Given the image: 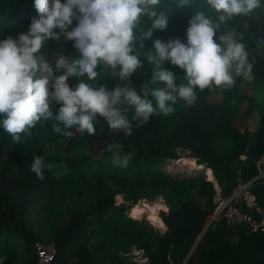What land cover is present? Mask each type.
Here are the masks:
<instances>
[{"label":"trees","instance_id":"trees-1","mask_svg":"<svg viewBox=\"0 0 264 264\" xmlns=\"http://www.w3.org/2000/svg\"><path fill=\"white\" fill-rule=\"evenodd\" d=\"M180 3L181 0H160L156 6L158 11L170 16L169 25L167 30H157L151 39L144 41V49H140L143 63L127 81L130 87L140 91L142 85L151 81L155 65L147 56L149 50L155 53V39L180 38L186 42V30L196 11L215 14L207 9L205 0H188L182 7ZM37 15L34 0H0V38L25 30ZM76 24L77 20H73L69 30ZM149 27L151 20L145 16L137 24L136 35ZM230 29H235L245 43L253 65L252 77L264 82V42L260 40L264 38V4L249 16L235 17L228 22L224 30ZM219 34L214 37L217 42ZM59 49H68L70 58L77 54L73 42L64 41L61 36L59 40L46 41L41 55L48 60ZM164 67L182 80L184 69L170 62ZM98 71V86L107 85L112 89L122 83L112 69L100 67ZM245 80L236 77L235 83L227 88H197L193 104L178 100L173 112L157 111L148 121L134 119V110L129 108L130 135L122 129L110 128L98 117L95 127L102 128L100 137L105 144L97 152L86 151L93 134L85 131L73 135L65 154L50 153L48 143L58 140L52 130L55 121L51 120L37 122L30 129V135L20 134V141L0 129V258L3 264H38L34 247L37 240L57 243L56 264H72V261L99 264L100 255L111 264H133L123 255L133 247L144 251L148 264H183L218 207L217 190L205 175L174 176L163 171L162 165L167 159L180 158L177 148H185L197 163L208 166L228 196L239 181H250L259 174L258 161L264 157V101L243 89ZM76 82L79 81L75 77L67 80L70 87ZM164 86L163 81L150 84L152 88ZM243 102H247L248 115L252 111L259 113L255 130H240L235 124ZM58 107L55 104L53 114ZM56 126L62 128V125ZM110 145L118 147L110 148ZM116 151L121 156L132 154L126 166L114 162ZM34 156L42 157L48 166L40 176L32 171ZM238 161L242 162L240 169L235 165ZM120 193L128 194L135 204L141 198L163 196L169 211L161 212L160 216L167 231L162 233L152 222L128 215L126 206L116 203L115 196ZM248 194L264 208L263 182L255 181ZM38 207L46 215L45 235L33 225L31 213ZM67 217V223L60 224ZM224 225L216 218L209 229ZM251 236L246 244L231 246L225 242L198 258L202 249L199 245L185 264H194L196 258L200 264H264V236L260 233Z\"/></svg>","mask_w":264,"mask_h":264},{"label":"clouds","instance_id":"clouds-1","mask_svg":"<svg viewBox=\"0 0 264 264\" xmlns=\"http://www.w3.org/2000/svg\"><path fill=\"white\" fill-rule=\"evenodd\" d=\"M159 3L34 0L38 15L30 25L16 35L0 38V129L20 141V134L30 135L37 122L51 120L55 121L54 133L71 135L63 128L91 135L96 132L95 121L102 117L110 128L130 135L129 108L134 110V119L148 121L157 111L173 112L178 100L193 104L197 88H227L236 77L252 79L253 65L245 43L235 29L224 28L235 17L252 14L264 0H205L207 9L215 14L196 11L186 30V42L155 39V53L149 50L147 56L155 65L151 81L140 91L130 87L127 81L143 63L140 49H144V41L155 31L168 28L170 16L158 11ZM187 4L188 0H181L180 6ZM145 16L151 27L137 36V24ZM74 19L77 24L69 30ZM217 32L219 42L214 39ZM61 36L73 42L75 57L58 54L54 61L45 59L41 55L45 42ZM166 62L185 70L182 80L164 67ZM100 67L112 69L122 83L112 89L96 86ZM69 77L79 82L70 87ZM160 81L165 82L164 87H150ZM53 103L59 105L55 114L50 110ZM131 155L116 151L113 159L126 166ZM47 167L42 157L34 156L32 171L37 176Z\"/></svg>","mask_w":264,"mask_h":264},{"label":"rangeland","instance_id":"rangeland-1","mask_svg":"<svg viewBox=\"0 0 264 264\" xmlns=\"http://www.w3.org/2000/svg\"><path fill=\"white\" fill-rule=\"evenodd\" d=\"M74 20H76V19H74ZM58 54H63L66 57L70 58L69 57L70 53H69L68 49H59V50H56L55 52H53L51 55H49L48 60L54 61L55 57ZM77 83L78 82H76L75 85ZM246 84H247V81H246ZM96 86H98V84H96ZM243 89L248 90L247 85L243 86ZM246 108H247V102H243L241 104V112H240V114L237 115L235 121H236L237 125L239 126L238 128L240 130H244V128H249L250 130H255V128L258 125L259 113L256 111H252L251 114L248 115L246 113ZM54 109H55V103L50 105V110L53 111ZM101 130H102V128L97 129L95 134H93L92 137L88 140V146L86 148L87 152H97L105 144V142L100 137ZM70 133H71V135H69V136L57 134L58 140L48 143V151L50 153L65 154V149H66L69 141L78 132H76L75 130H71ZM82 150H85V149L82 148ZM177 152L179 153L180 158H178V159H167L164 162V164L162 165L163 171H166L167 173H171L174 176H199V175H205L207 177L209 176V174H206L207 171L204 169H199L198 167L183 164L182 160H184V161L194 160L195 162H197V159L195 157H192L191 151L180 147V148H177ZM77 153H80V152L77 151ZM180 164H181V166H180ZM115 200H116V203L118 206H120V205L126 206L125 209L127 210L126 212L128 213V215H130L131 217L138 219V220L142 219V220H147L150 223L152 222L151 224L156 229H158V225L156 224V222L151 221L148 218V216H149L151 219H153L151 217V216H153V213H151V211H155L157 213L159 211V214H161V212H163V211H169V210H167L168 206L166 205V202H165V199L163 196L141 198L135 204L133 202L132 198L128 194L120 193V194H117L115 196ZM221 200H223V197H221L220 200L216 199L218 206L220 205ZM137 208L140 210V213H143L145 210V211H148L147 212L148 214H146L144 216L136 217V216H139V214H140V213L134 212V210ZM31 215L33 217V225H35L42 232V234L45 235V233L47 231L45 213L42 211V209L40 207H38L34 211H32ZM214 216H215V212L211 216L209 225L215 219ZM67 219H68V217L61 220L60 224H66ZM159 227H162V225ZM140 251H141V249H139L137 247H133L130 252L123 253V255H125V257L128 261L140 262V261H142V256H143V254ZM100 259H101V261H105V259L101 255H100Z\"/></svg>","mask_w":264,"mask_h":264},{"label":"built area","instance_id":"built-area-1","mask_svg":"<svg viewBox=\"0 0 264 264\" xmlns=\"http://www.w3.org/2000/svg\"><path fill=\"white\" fill-rule=\"evenodd\" d=\"M264 42V38L260 39ZM259 174L250 181H239L232 193L221 200L215 210V219H221L225 226H244L264 236V208L256 204L248 194L255 181L264 183V168L258 161ZM38 264H56L58 255L57 243L54 241L37 240L34 244Z\"/></svg>","mask_w":264,"mask_h":264},{"label":"crops","instance_id":"crops-1","mask_svg":"<svg viewBox=\"0 0 264 264\" xmlns=\"http://www.w3.org/2000/svg\"><path fill=\"white\" fill-rule=\"evenodd\" d=\"M245 81H247V84L245 82L244 86L247 85V89H248L247 91L249 92V94H253L254 98H256L259 101H264V82L261 81L260 79L253 78V77L251 80L246 79ZM235 124L237 125L236 121H235ZM260 160L262 162V167L264 168V157H262ZM235 165L237 169H240L242 162L238 161ZM212 181L214 182L216 190H217L215 200L216 199L220 200L221 197H223V199H226L228 195L225 192H223V189L221 188V186L219 185L215 177H212ZM167 210H169V207ZM161 225L162 227H158V230L162 233L166 232L167 226L164 223V221H163V224ZM209 230H210L209 224H207L203 232L197 237L191 250L186 256L183 264H185L191 258V256L194 254L195 250L197 249L199 245H202V249H200L201 251L197 254L198 258H199V255L201 256L206 251L208 252L210 250L217 249L225 242H229L231 246H237L241 244V242H243V244H246V241L250 237H252L251 235L253 233H256V232L249 230L247 227H244V226H231V227H227L225 225L222 227L214 226L212 227V230L210 231ZM249 244H252V242H249ZM140 252L143 254L142 261L140 262L130 261V262H132L133 264H148L149 260L145 256L144 251L141 250ZM194 261H195L194 264H200L199 263L200 259L196 258ZM77 262L79 261H72V264H75ZM98 262L99 264H111L109 263V261H98Z\"/></svg>","mask_w":264,"mask_h":264},{"label":"bare ground","instance_id":"bare-ground-1","mask_svg":"<svg viewBox=\"0 0 264 264\" xmlns=\"http://www.w3.org/2000/svg\"><path fill=\"white\" fill-rule=\"evenodd\" d=\"M189 159H190V158H189ZM182 161H183V164H185V165H191V166H194V167H198L199 169H204V170H206V171H207V174H209V176H208L209 179L212 180V177H214L213 172L208 168V166L203 165V164H199V163L195 162L194 160H188V161H187V160H186V161L182 160ZM182 161H181V162H182ZM180 166H181V164H180ZM178 168H179V167H178ZM210 177H211V178H210ZM144 211H145V210H144ZM134 212H135V213H140V210L137 208V209L134 210ZM151 213H153V216H151V217L153 218V220L159 222L160 224H163V220H162V218L159 216V215H160V214H159V211H158V213L155 212V211H151Z\"/></svg>","mask_w":264,"mask_h":264},{"label":"water","instance_id":"water-1","mask_svg":"<svg viewBox=\"0 0 264 264\" xmlns=\"http://www.w3.org/2000/svg\"><path fill=\"white\" fill-rule=\"evenodd\" d=\"M207 174V173H206ZM210 180V179H209Z\"/></svg>","mask_w":264,"mask_h":264}]
</instances>
